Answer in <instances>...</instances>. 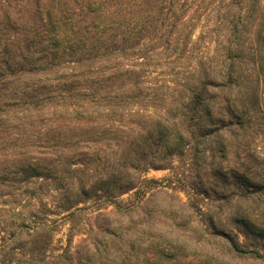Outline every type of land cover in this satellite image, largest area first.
<instances>
[{
  "label": "rangeland",
  "instance_id": "1",
  "mask_svg": "<svg viewBox=\"0 0 264 264\" xmlns=\"http://www.w3.org/2000/svg\"><path fill=\"white\" fill-rule=\"evenodd\" d=\"M233 2L182 0L176 29L156 45L163 56L151 66L140 65L149 50L134 56L132 81L115 82L112 103L66 102L84 108V119L54 116L59 106L3 116L0 264H264L256 187L264 180V62L258 99L244 80L212 90L216 99L198 116L197 124L217 123V107L225 117L237 97L248 112L243 130L193 138L181 129L197 76L220 82L228 73L221 18ZM147 38L136 36L135 46ZM176 44L186 51L164 57ZM235 68L250 74L252 66Z\"/></svg>",
  "mask_w": 264,
  "mask_h": 264
},
{
  "label": "trees",
  "instance_id": "2",
  "mask_svg": "<svg viewBox=\"0 0 264 264\" xmlns=\"http://www.w3.org/2000/svg\"><path fill=\"white\" fill-rule=\"evenodd\" d=\"M234 1L235 8L230 7L221 18L227 21L222 33H229L228 51L223 58L228 62V73L220 82L197 76L183 106L181 129L186 136L206 138L220 130L232 134V129L241 131L249 122L246 104L235 97L229 100L227 116H223L224 109L217 107V123L211 120L209 124H197L199 114L216 99L215 94L210 96L212 90L230 92L245 80L256 88L251 92L252 100L259 97L263 72L260 67L264 62V0ZM181 2L0 0V129L5 124L3 116L9 114H42L59 106L61 110L54 116L84 119V108L70 111L65 108L66 102L112 103L116 99L115 82L132 81L130 68L138 64L128 63L134 56L142 50L151 52L141 66H151L154 57L163 56L155 48L165 39L168 29H176L181 19ZM193 15L189 22L194 20ZM147 34V42L135 46V37ZM121 36L124 39L118 44ZM164 42L170 44L172 40ZM186 49L176 44L174 50L164 51V57ZM124 62L126 66H119ZM243 62L252 66L250 74L235 68ZM206 114L211 116V110ZM161 128L157 125L155 129ZM174 132L178 142L182 140L183 134L178 129ZM256 185L263 194L264 180Z\"/></svg>",
  "mask_w": 264,
  "mask_h": 264
}]
</instances>
